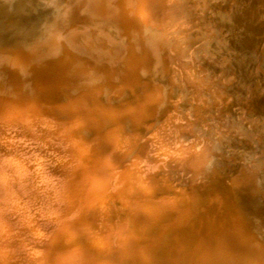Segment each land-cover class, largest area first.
I'll use <instances>...</instances> for the list:
<instances>
[{"label": "bare ground", "instance_id": "6f19581e", "mask_svg": "<svg viewBox=\"0 0 264 264\" xmlns=\"http://www.w3.org/2000/svg\"><path fill=\"white\" fill-rule=\"evenodd\" d=\"M117 1L112 16L117 17L114 19V23L118 25L116 27L123 29L121 33L126 41L125 45L117 47L116 42L114 44L108 39L96 37L94 28L97 26L88 31L70 26L68 29L72 33L66 34L67 37L63 33L65 39L60 52L63 61L66 57L70 60L64 61L63 65H55L56 68L50 73L65 85L74 83L76 94L68 96L64 105L69 109L53 105V111L44 110L46 107L43 104L40 105L45 108L39 106L36 102L39 97L36 99L31 87L18 89L8 82H0V142L5 144V147L0 145V264H36L34 261L37 264H125L126 260L122 256L144 250L145 247L138 243L144 241L145 229L154 230L164 220L171 219L176 223L179 221L186 208H179L177 205L186 203L193 197L191 193L185 197L183 191L181 195L180 188L186 184L182 178H199L204 174V164L212 157L213 148L211 149L205 133L209 131L214 134L217 130L214 126L212 129L206 128V113L212 105L205 92L209 91L215 96L219 90H210L211 83L205 75L198 77V68L191 58L186 64L176 61L177 57L186 53L180 44L191 41L187 36L189 34L177 39L169 38L168 43L173 49L168 54L173 58L175 68L191 67L187 74L190 76H179L178 84L183 103L196 97L194 105L189 104L191 106L169 113L175 107L173 104H166L165 98L173 94L172 90V93L169 92L170 89L165 92L159 83L146 85L144 81L137 88L133 85L140 81L146 71L144 63L138 64V54L150 49L162 53L168 44H159L158 40L169 33H184V27L175 23V18L186 17L187 14L185 16L182 12H171V0ZM198 4L203 9L207 2L199 0ZM249 4H245L246 7L238 15H249L247 19L253 31L252 17L255 13L250 11ZM105 57H114V64L105 63ZM97 58L99 60L96 61ZM171 59L169 60L172 61ZM152 62L150 60L149 65ZM99 81H103L105 86H96L95 83ZM99 86L109 90L114 88L117 94L131 98L128 97L119 104L116 102L114 106L103 105L98 98H102L101 94L105 93H102ZM90 91L93 93L88 94ZM21 96L24 98L21 99ZM3 98L6 100H2ZM219 106L226 107V104ZM104 111L114 114L110 121L107 120L109 122L105 127L101 122L103 119L96 118ZM124 111L130 112L124 115ZM46 113L52 114V119L41 117ZM184 117H187L186 125H178L182 124L180 121ZM41 122L49 123L52 130L61 131V135L55 138V134L52 135L47 129L36 130ZM150 133L158 135L154 139L156 143L152 141L156 145L151 142V146L149 144V151H154V155L160 154L158 158L149 154L150 152L146 153L147 141L143 137ZM167 138L174 142H166ZM37 139L42 140V144L45 142L46 148L33 146L26 150L16 145V141L32 143ZM55 139L74 147H58L54 145ZM29 154L34 157L31 162L27 159ZM46 155L51 156L55 166L45 165L42 158ZM137 159H141V162H136ZM30 170L34 181L24 175V172ZM45 177L49 180H43ZM32 208L38 211L39 218L30 215ZM136 208L146 213L139 212ZM69 213L76 215L78 220L73 219V215L72 219L69 218ZM12 214H18V218H12ZM42 218L48 221L49 228L56 237L51 232L41 233L46 227ZM130 220L138 223L132 224ZM27 229L30 230L26 231ZM81 238L89 241L91 252L83 243L80 245ZM43 239H65L69 245L60 243V248L55 247L52 251L38 245H51L47 241L42 242ZM118 243L122 246H118ZM15 245L21 246L26 255L20 256L21 251H17Z\"/></svg>", "mask_w": 264, "mask_h": 264}, {"label": "rangeland", "instance_id": "374dc122", "mask_svg": "<svg viewBox=\"0 0 264 264\" xmlns=\"http://www.w3.org/2000/svg\"><path fill=\"white\" fill-rule=\"evenodd\" d=\"M117 2V0L116 2L115 0H0V82H8L18 89L31 87L36 99L39 97L36 100L39 106L43 104L47 108L41 106L45 108L44 110L53 111V105L69 109L70 107L64 105L68 96L76 94L73 88L74 83L67 82L68 84L65 85L63 81L52 77L54 74L50 73L56 68L55 65H63L64 61L70 60L66 57L67 59L63 61V55L60 52L65 39L64 34L67 37L72 33L68 29L70 26L78 27L81 31H88L97 26L94 28L96 37L101 40L108 39L114 44L116 42L117 47L125 45L123 29L116 27L118 25L114 23V19L117 17L113 18ZM198 2L199 0H173V2L171 0L173 3L171 12H182L185 16L187 14L186 17L175 18V23L184 27V33H169L165 37H160L161 39L158 38L159 44L161 42L165 46H167L165 43L168 44V47L163 45L164 53L156 49L153 52V49H150L138 54L140 61L138 64H145L146 73H143L142 80L133 85L137 88L143 81L146 85L159 83L165 92L169 89V92L173 91V94L165 98L166 102L164 101L175 107L170 109L169 113L194 105L196 97L183 103L178 84V77L187 75L191 67L177 68L176 66L177 69L175 68L174 60L170 56L173 46L168 43L169 38L177 39L184 34H189L187 36L191 40L190 44L189 42L180 44L186 53L177 57L176 61L186 64L191 58L194 66L198 68V77L205 75L204 77L211 83L210 90H219L215 96H212L209 91L205 92V96H208L209 103L212 105L206 113L207 127L206 124L205 127L208 130L214 126L217 130L214 134L209 131L205 133L210 141L211 149L213 148L212 157L204 164V174L199 178H182L186 184L181 186L180 192L183 191L185 197L191 193L193 197H189L190 201L177 205L179 208H186V212L181 214L179 221L176 223L171 219L164 220L158 223L154 230L145 229L146 231H143L145 239L138 243L145 247L144 250L133 251L132 254L129 252L122 256L126 260L125 264H261L264 262V0H206L207 5L203 9ZM179 4L181 5L178 6ZM245 4H249L250 11L255 13L252 17L254 32L247 19L249 15L245 14L246 17L238 15L241 9L246 7ZM75 22L77 24L74 25ZM129 54L130 52L127 55ZM155 54L161 57L156 58ZM59 56H62V59L58 58ZM120 57L123 58V56ZM154 59L159 61L155 62ZM150 60L153 61L151 65H149ZM168 60L172 62L171 65ZM104 62L114 64V57H105ZM138 67L137 65L136 68ZM107 72L109 73L108 70ZM98 84L105 86L103 81L95 83L96 86ZM101 86L99 87L105 94H101L102 98L100 96L98 100L103 105L114 106L126 101L128 97L131 98V96L117 94L114 88L109 90ZM92 93V91L88 92V94ZM219 104L224 106L226 104V107L220 108ZM104 112L96 118L103 119L101 122L105 127L114 114L109 111ZM124 112V115H128L130 111ZM183 112L187 111L183 110ZM41 117L52 119V114L46 113ZM184 118L182 119L184 122L180 121L182 124L179 120L177 124L186 125L187 117ZM16 127L19 126L16 125ZM39 127L37 125L36 130L46 131L47 129L52 135L55 134V138L61 135V131L52 130L53 128L47 122H41ZM155 136L150 133L143 137L147 141L145 145L148 152L146 153L150 152L151 155L155 153L149 151L151 143L156 145L154 139L158 135ZM39 141L37 139L30 143L31 141L20 140L16 141V145L26 150L33 146L46 148L45 142L42 144V140ZM152 141L155 143L153 144ZM165 141L174 142L171 138ZM0 145L5 147L4 143ZM54 145L61 148L68 145V147H74L57 139L54 140ZM157 154L154 157H160V154ZM27 159L31 162L34 157L29 154ZM42 160L47 167H53L56 164L49 155L44 156ZM135 161L141 162V159ZM209 162L212 163L209 164ZM30 172L31 170L26 171L24 175L31 177L30 179L34 181ZM43 180L48 181L49 178L45 177ZM57 185L59 186L60 183ZM129 196L135 197V195ZM135 210L146 213L140 208ZM37 212L36 209H30V215L39 218L40 215ZM72 215L69 213V218L72 219ZM11 217L17 219L18 214H12ZM73 217L78 220L76 215ZM171 217L173 219V215ZM42 220L46 223V227L41 233L51 232L48 221L45 218ZM129 222L138 223L136 220ZM52 234L56 235L54 232ZM34 241L36 244V239ZM46 241L51 245H38L52 251L55 247L60 248L61 245L58 246L60 243L69 245L65 239L64 241L42 240L44 243ZM79 243L80 245L83 243L82 245L87 246L88 249L91 248L89 241L84 238H81ZM118 246L122 244L118 243ZM15 249L21 251L20 256L26 255L21 246H16ZM44 255L48 256L47 253ZM34 263L37 264V261Z\"/></svg>", "mask_w": 264, "mask_h": 264}]
</instances>
